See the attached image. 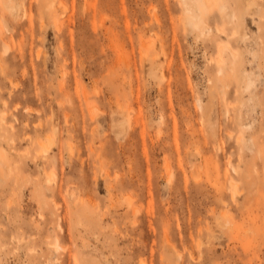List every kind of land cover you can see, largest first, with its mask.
Returning <instances> with one entry per match:
<instances>
[{
	"label": "rangeland",
	"instance_id": "rangeland-1",
	"mask_svg": "<svg viewBox=\"0 0 264 264\" xmlns=\"http://www.w3.org/2000/svg\"><path fill=\"white\" fill-rule=\"evenodd\" d=\"M205 2L0 0V264H264V0Z\"/></svg>",
	"mask_w": 264,
	"mask_h": 264
},
{
	"label": "bare ground",
	"instance_id": "bare-ground-1",
	"mask_svg": "<svg viewBox=\"0 0 264 264\" xmlns=\"http://www.w3.org/2000/svg\"><path fill=\"white\" fill-rule=\"evenodd\" d=\"M204 2H205V0H203ZM206 3V2H205ZM206 6L208 7V5H207V3H206ZM219 9H220V11H223V7H219ZM216 30L217 31H221V29L220 28H216ZM219 59H220V57H219ZM219 59H218V61H219Z\"/></svg>",
	"mask_w": 264,
	"mask_h": 264
}]
</instances>
